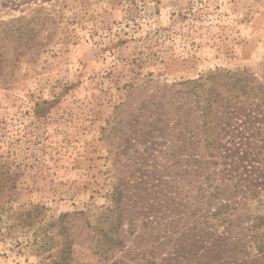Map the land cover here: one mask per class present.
<instances>
[{
    "label": "rangeland",
    "instance_id": "1",
    "mask_svg": "<svg viewBox=\"0 0 264 264\" xmlns=\"http://www.w3.org/2000/svg\"><path fill=\"white\" fill-rule=\"evenodd\" d=\"M216 68L264 76V0H0V264H253L206 242L217 199L169 155L171 90ZM228 146L212 170L252 176Z\"/></svg>",
    "mask_w": 264,
    "mask_h": 264
},
{
    "label": "trees",
    "instance_id": "2",
    "mask_svg": "<svg viewBox=\"0 0 264 264\" xmlns=\"http://www.w3.org/2000/svg\"><path fill=\"white\" fill-rule=\"evenodd\" d=\"M180 86L171 90L168 103L172 106L165 112L177 114L173 124L177 131L172 136L187 145L171 141L169 155L174 162L185 158L187 166L194 169L187 176H191L189 182L196 177L193 182L200 183L196 188L204 200L217 199V203H207L204 212L206 242L214 251L264 264V215L246 211L255 193H260L257 186L264 179V76L246 68H216L197 79L180 82ZM159 110L164 111L162 107ZM192 141H197L196 149ZM228 145L245 149L255 167L252 176L233 181L223 175L227 169L212 170L220 157H230L224 156L233 151ZM15 170V163L0 162V193L16 185ZM112 197L120 201L121 190L116 188ZM244 207L246 210L241 211Z\"/></svg>",
    "mask_w": 264,
    "mask_h": 264
}]
</instances>
